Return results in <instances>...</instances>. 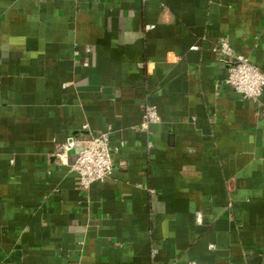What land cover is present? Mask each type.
<instances>
[{"label": "crops", "instance_id": "0c3cea01", "mask_svg": "<svg viewBox=\"0 0 264 264\" xmlns=\"http://www.w3.org/2000/svg\"><path fill=\"white\" fill-rule=\"evenodd\" d=\"M224 42L264 71V0H0V264H264V92ZM85 126L88 192L55 157Z\"/></svg>", "mask_w": 264, "mask_h": 264}, {"label": "built area", "instance_id": "2783aa9c", "mask_svg": "<svg viewBox=\"0 0 264 264\" xmlns=\"http://www.w3.org/2000/svg\"><path fill=\"white\" fill-rule=\"evenodd\" d=\"M219 51L228 58L225 84L243 99L258 103L264 92V71L252 64L243 54H236L226 42L219 46ZM86 52H90V49L88 48ZM75 54L78 55V52ZM159 122L157 108L146 104L141 128L149 132L151 126ZM110 139V132L95 134L85 126L80 136H69L63 143L57 145L55 157L61 162L66 161L71 152H76L71 173L76 178L80 191L88 192L93 184L104 182L112 175L115 164ZM200 220L198 215L197 221ZM155 254L154 251L153 257Z\"/></svg>", "mask_w": 264, "mask_h": 264}]
</instances>
